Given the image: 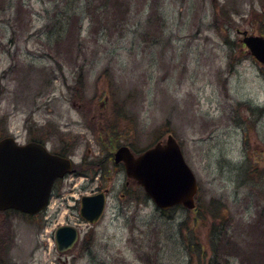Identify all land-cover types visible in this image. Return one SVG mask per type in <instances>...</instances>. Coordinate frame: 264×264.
<instances>
[{
    "label": "rangeland",
    "instance_id": "1",
    "mask_svg": "<svg viewBox=\"0 0 264 264\" xmlns=\"http://www.w3.org/2000/svg\"><path fill=\"white\" fill-rule=\"evenodd\" d=\"M130 1L102 14L85 0H0V137L42 140L85 172L57 181L37 216L0 214V261L208 264L223 241L221 264H264V64L241 42L264 34V0ZM170 133L198 180L194 211H161L112 158ZM101 191L89 224L81 198ZM63 225L79 238L61 250Z\"/></svg>",
    "mask_w": 264,
    "mask_h": 264
},
{
    "label": "water",
    "instance_id": "2",
    "mask_svg": "<svg viewBox=\"0 0 264 264\" xmlns=\"http://www.w3.org/2000/svg\"><path fill=\"white\" fill-rule=\"evenodd\" d=\"M251 53L264 63V35H247L242 40ZM115 162H123L126 174L135 179L157 207L168 209L182 204L196 206V175L187 163L181 145L173 134L139 155L129 146H120ZM70 158L51 153L39 142L19 144L11 137L0 140V211L17 209L35 214L48 205L55 180L73 172ZM81 215L89 223L98 221L105 209L104 192L85 195L81 199ZM74 226H61L56 231L59 249H69L78 240Z\"/></svg>",
    "mask_w": 264,
    "mask_h": 264
},
{
    "label": "trees",
    "instance_id": "3",
    "mask_svg": "<svg viewBox=\"0 0 264 264\" xmlns=\"http://www.w3.org/2000/svg\"><path fill=\"white\" fill-rule=\"evenodd\" d=\"M105 1L106 0H100V1L99 0H85V4L86 5L90 4L91 8H97V9L100 8L101 11H102L100 13H102V14L106 13L109 8L111 9L112 6L114 8L118 6V8L120 9L119 14L120 13L121 14H125L126 13V9H124V8H126L125 4H127L129 2V7L131 6V1L130 0H107L106 2ZM95 16L96 15H90V18H91V20H92V22L94 24L96 22ZM101 17H103V16H101ZM112 19H114V21L117 22V21H120L121 18L117 15V12H115V16L112 17ZM61 152L64 154L67 151L66 150H62ZM77 173H85V172H83V171L79 172L77 170ZM16 213L21 214V215H25V214H22V213L18 212L17 210H14V209H10V210H6V211H1L0 212V214H4V215L5 214L6 215L16 214ZM3 227H7V225H6V223L1 222L0 223V246H1L0 249L3 247V244H4L3 241H5V239H6V237H5V233L6 232H3L4 230L2 231ZM213 245H214L213 246L214 257H213V259L211 261L208 262V264H221L219 259H218L219 258V252L221 251V255L225 254L226 252H228L229 245L226 246L225 242H223V241H221L219 243L218 242L217 243L214 242ZM232 246L233 245H231V247ZM232 250L237 251L236 248H232ZM3 261H5L4 258L1 259V261H0L1 264H3Z\"/></svg>",
    "mask_w": 264,
    "mask_h": 264
},
{
    "label": "flooded vegetation",
    "instance_id": "4",
    "mask_svg": "<svg viewBox=\"0 0 264 264\" xmlns=\"http://www.w3.org/2000/svg\"><path fill=\"white\" fill-rule=\"evenodd\" d=\"M244 33H245V34H250V33H249V32H247V31H243V34H244ZM244 45H245V44H244ZM246 47H247V46H246Z\"/></svg>",
    "mask_w": 264,
    "mask_h": 264
}]
</instances>
